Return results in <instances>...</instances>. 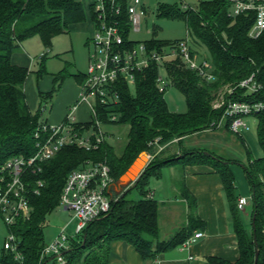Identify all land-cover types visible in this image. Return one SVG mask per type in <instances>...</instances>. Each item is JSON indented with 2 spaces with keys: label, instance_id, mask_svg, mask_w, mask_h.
<instances>
[{
  "label": "trees",
  "instance_id": "1",
  "mask_svg": "<svg viewBox=\"0 0 264 264\" xmlns=\"http://www.w3.org/2000/svg\"><path fill=\"white\" fill-rule=\"evenodd\" d=\"M117 2L121 4V13L114 17L128 45L143 42L149 52L165 55L185 39L160 40L156 29L149 40L132 39L128 0ZM232 9L230 0H201L197 8L189 5L184 9L166 4L157 6V16L185 21L192 53L206 55L210 59L215 78L212 81L203 79L187 68L179 56L165 59L163 66L170 81L169 86L178 89L185 97L187 109L183 113L172 111L165 98L166 91L159 90L160 66L155 61L136 72L134 88H130L124 80L116 81L113 89L118 93V100L104 105L97 103L96 108L103 124L128 125V141L123 154L118 155L106 140L98 149L91 151L64 146L54 157L41 164V171H26L24 181L32 210L29 218L18 219L12 228L20 240L22 259L17 260L12 253L2 250L1 263L57 264L56 258L42 256L44 227L47 217L60 206L68 174L88 160L107 162L115 182L141 154L152 156L135 187L140 189L143 198L130 200L127 197L129 193L118 199L113 198L111 210L106 215L89 223L81 235L70 239L65 252L66 264H108L110 244L114 240L128 241L144 258H154L160 252L185 243L195 226L181 228L167 241L159 240V203L148 198L145 190L144 179L158 176L165 166L186 165L206 157L215 165L228 196L233 197L235 185L234 175L229 168L230 161L206 150H186L182 146L179 153L162 158L170 150V147L166 149L167 144L177 141L180 146L187 136L217 129L224 109L214 108L213 103L225 86H234L254 74L263 89L257 94L241 91L234 98L264 102V32L258 38H252L249 32L255 23L256 12L233 16ZM90 13L95 23L97 15L92 5ZM87 19L82 0H0V167L11 158H28L37 152L35 134L41 123L42 107L33 112L26 98L25 84L30 70L13 63V54L23 41L34 36L40 37L45 48L51 49L55 37L69 32V27L84 23ZM41 58L39 77L46 73V55L43 54ZM76 76L81 83L84 82L85 75ZM68 77L71 74L63 69L55 75L54 82L59 83L60 88ZM57 90L54 87L47 93H40L42 101L51 100ZM112 115H116L117 119L111 120ZM257 118L258 137L264 147V111ZM225 127L231 131L229 120H226ZM76 128L82 134L96 130L95 121L79 123ZM244 170L253 192L252 227L250 230L244 228L236 212L238 206L234 205L241 256L236 263L211 258L212 264H255L257 251L259 258L256 264H264V157L253 159L248 151ZM38 180L44 181L39 194L35 193Z\"/></svg>",
  "mask_w": 264,
  "mask_h": 264
},
{
  "label": "built area",
  "instance_id": "2",
  "mask_svg": "<svg viewBox=\"0 0 264 264\" xmlns=\"http://www.w3.org/2000/svg\"><path fill=\"white\" fill-rule=\"evenodd\" d=\"M117 1L93 0L92 2L97 20L95 31L88 40L89 65L79 97L68 109L65 119L59 123L41 122L35 134L37 152L28 158L23 156L11 158L0 167V218L7 228V237L0 245V250L12 253L17 260L22 259L20 240L12 228L18 219L29 218L32 210L27 194V184L24 181L25 172L41 171V164L54 157L64 146H77L88 151L98 149L106 139L105 132L101 129L103 123L98 118L96 105L118 100V93L113 89L116 81L124 80L130 88H134L136 72L148 67L151 61H155L160 66L158 88L161 92H165L170 81L163 63L166 58L177 56L183 60L187 68L195 71L203 79L212 81L215 78L210 59L206 55L199 56L192 53L188 35L177 44V47L171 48L165 55L156 53V51L149 52L143 42L133 46L128 45L114 17L121 13V4ZM230 1L233 3L231 11L233 16L249 11L256 12V20L249 35L252 38H258L264 32V0ZM186 6L187 4H184V7ZM127 13L131 34L140 32L143 16L147 13L143 0H128ZM262 89L263 85L254 74L234 86H225L218 94L220 100L214 103V108L224 109L217 127L226 118L230 121L231 132L242 135L249 131L251 127L248 118H257L264 111V102H252L234 97L241 91L245 94H257ZM83 104L89 105L91 120L95 121L96 130L93 136L89 135V131L82 134L76 128L80 123L76 112ZM116 119V115L111 116V120ZM149 156L151 159L152 156ZM113 183L111 168L105 161L88 160L68 174L60 206L72 212V221H77L75 236H68L66 229L69 223L66 224L51 244H45L42 251L43 257L55 256L57 263H67L64 252L69 248L70 239L81 235L89 223L100 219L111 210L113 198L110 197V188ZM43 186L44 181L38 180L35 193L39 194ZM153 195L154 192H150L147 197L153 198ZM247 202L246 197H241L238 208L242 210ZM203 236V232L197 231L184 244Z\"/></svg>",
  "mask_w": 264,
  "mask_h": 264
},
{
  "label": "crops",
  "instance_id": "3",
  "mask_svg": "<svg viewBox=\"0 0 264 264\" xmlns=\"http://www.w3.org/2000/svg\"><path fill=\"white\" fill-rule=\"evenodd\" d=\"M82 1L88 14V19L84 23L89 26V36H91L95 31V23L91 19L90 13L93 0ZM34 37L26 39L20 44L22 50L25 49L27 51L35 48L38 43L36 40L28 42ZM19 51L13 54V63L25 67L31 65L34 60L30 53L28 51ZM85 73L70 72L71 77H68L62 83L59 95L56 98L57 103L47 122L59 123L65 119L68 109L78 99L82 87V83L76 74L85 75ZM28 105L33 111L29 102ZM78 111L80 115L84 113L83 111L88 114V117H84L85 119L82 117V119L77 118L78 122L87 123L91 121V110L88 104H83ZM255 121L259 125L258 118H255ZM210 131L213 130L204 132ZM106 134L108 135V133ZM221 134L225 135L224 133ZM256 134H258V127L255 134L251 128L242 135L233 133L240 144L242 146L244 144L247 149L249 143L252 146L255 145L256 139L259 143L260 140ZM189 137H185L182 142ZM172 144H170L171 149L166 152L177 153L181 151V146L183 147V145L175 146L178 144L177 141ZM260 144L255 149L256 156L255 158L252 157L253 159L263 157L261 156V151L264 150V147L262 145L260 146ZM206 151L230 161L229 168L234 175L235 185L232 198L228 196L223 180L214 165L202 160H194L186 165H168L163 167L161 174L158 176L153 175L144 179L147 196L150 192H154L153 199L159 203L158 222L160 241L169 240L183 227L195 226L191 236L197 231L203 232L204 236L191 243H183L184 245L182 244L167 251L160 252L154 258H144L126 240H114L110 244L108 264H212L210 261L211 258L225 260L230 263H236L239 260L241 249L235 225L234 205L238 206L241 197L248 199L244 208L242 210L237 208L236 212L240 215V221L244 228L250 230L254 209L251 184L244 170L243 161H239L237 158L224 157V155L218 154L214 149L206 148ZM110 197L115 198L112 186L110 188ZM0 264L3 263L0 262Z\"/></svg>",
  "mask_w": 264,
  "mask_h": 264
},
{
  "label": "rangeland",
  "instance_id": "4",
  "mask_svg": "<svg viewBox=\"0 0 264 264\" xmlns=\"http://www.w3.org/2000/svg\"><path fill=\"white\" fill-rule=\"evenodd\" d=\"M200 1L201 0H143V3H145V7L147 9V13L145 16H143L141 31L133 33L131 36L132 39L139 41L149 40L153 37L154 29L157 30V38L160 40L174 41L186 38L187 27L185 21L178 18L172 19L169 17L157 16L156 8L159 4H166L169 6H180V8L184 9V6L182 7V5H184L185 3L190 7L197 8ZM88 27L89 26L85 23L72 25L71 27H69V32L63 33L57 36L56 39H54L52 49L45 48L38 36L30 39L31 41H28L32 42L36 40L38 43L34 49L27 50L34 61H32L31 65H28L30 73L25 84V89L28 102L33 108V112L39 111L40 107H42V112L40 114L41 122H47L50 119L51 112L57 103L56 98L59 95L60 88L59 83L54 82L55 75H57L63 69H66L69 73L86 72L88 69L90 51L89 44L87 45L88 39L90 37ZM18 51L27 52L25 49L22 50L21 45L18 48L17 52ZM42 54L46 55V58L44 59L46 73L39 77L38 71L40 70L42 65ZM54 87H56V90H58L56 91L53 100H49L47 102L42 101V99L40 98V93H47ZM219 96L220 95H218L214 103H216L217 100H220ZM165 98L168 106L172 111H178L182 113L186 111L187 104L185 97L175 87H168L167 91L165 92ZM83 112L84 113L80 115L78 111L76 113V117L78 119L88 117V114H86L85 111ZM248 120L251 130L255 134L258 127L257 123H255V118L250 117L248 118ZM225 124L226 118L223 120V123L213 131L190 135L188 139L182 142L183 148H185L186 150H206V148L214 149V151H217L218 154L224 155V157L227 158H237L239 161H243L244 164L248 162V151H250L252 157L255 158V149L257 148V146H259L260 141L258 143V140L256 139L255 145L252 146L249 143L248 149H246L244 146H242V144H240L236 136L233 135V133L229 132L228 128L225 127ZM101 129L105 133H108V135H105V139L110 145L115 148V152L118 155L123 154L128 141V125L102 124ZM221 133H224L225 135H222ZM94 134L95 130L92 129L89 131V135L93 136ZM256 136H258V134H256ZM171 145L167 144L166 149L169 147L171 149ZM175 146L178 147L179 144ZM163 148H165V146H163ZM261 153V156L264 157V150H262ZM174 154L175 153L173 152H166L162 158ZM215 156L220 157L218 155ZM200 159L202 161L213 164L212 161L210 159H206V157H202ZM127 197L130 200L140 199V189H133L129 192ZM71 217L72 212H70L69 210H65L61 206H58L56 210L47 217V221L44 227V241L46 245L51 244L60 234L61 228L68 223L69 225L67 226L66 233L68 234V236H75V227L77 221H72ZM6 237L7 228L0 218V245L4 243Z\"/></svg>",
  "mask_w": 264,
  "mask_h": 264
},
{
  "label": "water",
  "instance_id": "5",
  "mask_svg": "<svg viewBox=\"0 0 264 264\" xmlns=\"http://www.w3.org/2000/svg\"><path fill=\"white\" fill-rule=\"evenodd\" d=\"M149 162L150 156L145 153L141 154L130 165V167L113 183L112 188L116 199L125 196L138 185V182L141 180L142 175L145 173V168L147 167ZM253 228L255 231V220H253ZM83 243H86V235ZM52 257L55 258V256ZM258 258L259 251L256 252L255 264L258 262Z\"/></svg>",
  "mask_w": 264,
  "mask_h": 264
}]
</instances>
